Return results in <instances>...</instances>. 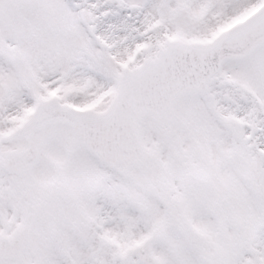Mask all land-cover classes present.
Instances as JSON below:
<instances>
[{"label":"snow or ice","instance_id":"snow-or-ice-1","mask_svg":"<svg viewBox=\"0 0 264 264\" xmlns=\"http://www.w3.org/2000/svg\"><path fill=\"white\" fill-rule=\"evenodd\" d=\"M0 264H264V0H0Z\"/></svg>","mask_w":264,"mask_h":264}]
</instances>
